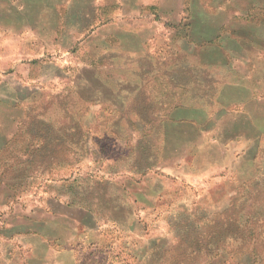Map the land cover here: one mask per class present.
I'll return each mask as SVG.
<instances>
[{
    "label": "rangeland",
    "instance_id": "1",
    "mask_svg": "<svg viewBox=\"0 0 264 264\" xmlns=\"http://www.w3.org/2000/svg\"><path fill=\"white\" fill-rule=\"evenodd\" d=\"M227 2L0 0V150L35 105L46 106L53 123L60 122L64 114L55 101L71 95L86 128L84 156L73 168L28 175L17 160L19 141L0 157V174L14 188L0 185V231L23 218H51L70 229L59 232L64 237L57 244H39L41 259H32L27 247L34 237L25 234L18 246L0 236V264H264V137L261 151L252 146L244 154L237 139L228 150L220 118L214 135H186L181 150L178 137L168 136L169 165L137 185L140 177L130 165L139 137L121 119L132 99L146 93L171 100L160 94L165 78L189 85L197 49L207 43L213 48L207 38L223 48L230 31H253L252 22L260 19L226 24V13L263 6L264 0ZM224 23L222 38L212 37ZM89 98L98 103L82 101ZM91 176L107 180L96 202L112 217L108 222L96 224L88 213L64 205L88 193ZM79 219L88 228L79 227Z\"/></svg>",
    "mask_w": 264,
    "mask_h": 264
},
{
    "label": "crops",
    "instance_id": "2",
    "mask_svg": "<svg viewBox=\"0 0 264 264\" xmlns=\"http://www.w3.org/2000/svg\"><path fill=\"white\" fill-rule=\"evenodd\" d=\"M228 3L230 6V0H228L227 5ZM223 9L227 12V8L224 7ZM230 9H228V14L226 13V16H228L225 18L228 19L226 24L230 23L231 19L260 20L251 21L254 29L249 33L230 31L228 37L225 36L228 44H224L223 48L218 45L215 46L217 43L212 44L211 38H207V41L211 43L213 48L208 47L207 43L204 47L197 49V53L195 54L196 59H193V68L190 70L191 80L189 81V85L176 83L173 79L169 78V81L172 83L171 85L175 89L171 100L170 98L169 100L182 105L172 113V119L163 124L165 137L163 160L156 163L154 166L156 172L154 173H157L161 169L163 170L169 165L165 161V147L168 136L173 135L174 137H178L177 143L181 147V150L183 144L186 142V135H214L212 127L219 121L217 120L219 118L222 122L221 126H223L221 134L224 135V139L222 140L224 148L229 150L231 141L237 139L239 146L241 145L239 151L244 154L252 146L256 148V151L263 149L264 31L261 30V25L264 22L262 21L264 19V5L255 3L249 9L241 10L238 13ZM231 11L235 13L230 14ZM226 24L224 23L221 27L219 26L212 37L222 38L219 37L220 30H223ZM188 86L189 88H187ZM176 89H180L181 91ZM184 97L187 99H184ZM188 98H190L189 105L185 104ZM219 114L222 117H218ZM191 142L193 143V140ZM148 192L147 190V193L143 192V194L149 198L151 194ZM67 208L75 209L80 213L85 212L75 207ZM22 220L25 222L22 221L20 225L27 227V230L19 227L20 225L14 222L3 228L0 231V236L17 243L18 246L22 241L20 237H24L25 234L32 238L34 237L33 243L29 242V245H27L32 253V259L42 258L38 253L39 244L41 246H52L49 241L57 244V241H60L59 237H64L59 232L70 231L67 228L68 225L58 223V220L51 218H23ZM76 224L83 229L87 226V222L83 219H79V223ZM57 247L59 246L57 245ZM61 250L65 251L67 249L61 247Z\"/></svg>",
    "mask_w": 264,
    "mask_h": 264
},
{
    "label": "trees",
    "instance_id": "3",
    "mask_svg": "<svg viewBox=\"0 0 264 264\" xmlns=\"http://www.w3.org/2000/svg\"><path fill=\"white\" fill-rule=\"evenodd\" d=\"M158 62L160 63L159 66L163 65L160 59ZM169 80V78H165L164 83L166 86L160 90V94H170L172 96L174 87ZM78 98H81L80 95ZM73 100L74 96L71 95L67 101L59 103L55 101L64 114L59 120L60 122H54L55 124L51 119V115L47 113L46 106H33V110L28 113V116L18 120L15 130L5 140V144L0 150V157L7 150L11 149L15 142L19 141L22 144L20 148L22 156L17 160L19 163L22 162L25 165L26 169H24V172L28 175L36 174L37 170L43 172L49 167L54 168L60 165L75 167L84 156V141L81 142V138L83 137L82 139H84L86 128L83 127L82 114L80 110L75 109ZM82 101L88 105L98 103L94 98ZM111 105H113L115 111L120 112L118 105ZM181 105L165 98L155 100L146 93L141 99H132L130 105L126 106L125 111L122 113L121 119H123L124 126L128 127V130L135 131L139 137L136 140L134 148L131 150L134 161L130 165L132 172L140 177L134 180L137 185L141 184V177L148 175L150 172H156L154 166L163 160L165 142L163 124L172 119V113ZM113 118L109 117L107 121L109 122L111 119L114 122L118 119L120 120L117 117ZM106 130L115 139L118 140L120 138L118 131L110 126ZM4 178L5 174H0V185L14 190L11 183H8ZM99 178L91 176V186H89L88 193L80 197H69L64 203L66 207L82 209L90 214L96 224L105 223L112 219V217L100 211V205L96 202V197L104 193L105 187L101 185L107 183V180ZM116 185L119 190L126 191L125 184L116 183ZM136 201V199H133V202ZM214 224L215 222L210 226ZM210 228L212 229V227Z\"/></svg>",
    "mask_w": 264,
    "mask_h": 264
}]
</instances>
